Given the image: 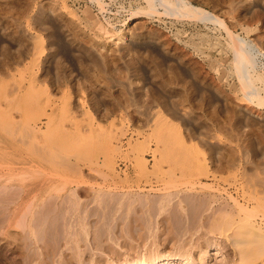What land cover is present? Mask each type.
Returning a JSON list of instances; mask_svg holds the SVG:
<instances>
[{
  "label": "rangeland",
  "instance_id": "rangeland-1",
  "mask_svg": "<svg viewBox=\"0 0 264 264\" xmlns=\"http://www.w3.org/2000/svg\"><path fill=\"white\" fill-rule=\"evenodd\" d=\"M154 2L0 0V264H264V0Z\"/></svg>",
  "mask_w": 264,
  "mask_h": 264
},
{
  "label": "bare ground",
  "instance_id": "bare-ground-1",
  "mask_svg": "<svg viewBox=\"0 0 264 264\" xmlns=\"http://www.w3.org/2000/svg\"><path fill=\"white\" fill-rule=\"evenodd\" d=\"M158 1V0H157ZM160 2H161V4L163 3V4H165V5H168V7H169V9H174V6H173V2L174 3H176L177 5H178V7H176L177 9H179V8H182L183 10L182 11H179V12H183V14L184 13H188L189 15H190V13H191V11H195V12H197V14H194V17L195 18H197V17H201L202 18V20H203V18H207L208 20H216L217 22H219V23H222V21L218 18V16H216V15H213V14H211L210 12H208V11H206V10H204V9H201V8H197V7H195V6H193V4L191 5L189 2H187V0H172L173 2L171 3L170 1H168V0H159ZM148 2L150 3V5L152 6V4H153V2H154V0H148ZM155 3V2H154ZM157 4V3H156ZM176 4H174V5H176ZM184 7V8H183ZM155 8H156V6H155ZM151 9V8H150ZM153 9H154V7H153ZM152 9V10H153ZM187 9V10H186ZM191 11H190V10ZM155 10V9H154ZM181 10V9H180ZM189 10V11H188ZM174 12V11H173ZM190 12V13H189ZM181 15H183L182 13H180ZM188 14H185V15H188ZM192 15V14H191ZM193 17V16H192ZM227 28V27H226ZM222 29H223V27H222ZM228 30V29H227ZM229 31V30H228ZM229 33H231V36H233L234 37V39H235V43H234V51H235V58L238 60V62L240 63L241 62V64L243 65H248L249 64V66H250V64H251V66H253L252 64H253V62L255 61H253V56H252V54L248 51V49H247V47L245 46L246 44L244 43V41H243V39H241L239 36H236V35H232V32H230L229 31ZM233 47V46H232ZM264 62V61H263ZM238 66H239V64H238ZM244 66H242V68H243ZM246 67H248V66H246ZM245 67V68H246ZM239 68H240V66H239ZM251 68V67H250ZM250 68H248L247 70L249 71V69ZM261 69V68H260ZM242 70V69H241ZM247 71V72H248ZM245 72H246V70H245ZM246 72V73H247ZM245 77L244 78H248V76H247V74H243ZM248 81H249V79H248ZM251 82V81H250ZM246 84H248V83H246ZM251 86L253 85L252 83L250 84ZM248 86V85H247ZM253 88H254V92L253 93H255V90H256V87H255V85H253L252 86ZM252 87H250V88H252ZM251 90V89H250ZM252 92H250V93H252ZM254 95V94H253ZM261 99V98H260ZM261 100H263L264 101V99L262 98ZM209 176V175H208ZM217 177V176H216ZM195 183V182H194ZM202 186V185H201ZM144 188H146V187H144ZM143 188V189H144ZM202 188H206V187H202ZM142 189V190H143ZM199 190V189H198ZM133 192V191H132ZM140 192V191H139ZM198 193V192H197ZM196 193V194H197ZM204 193H206V192H204ZM108 194V193H107ZM131 194V193H130ZM202 194V193H201ZM183 195V194H182ZM216 195V194H215ZM125 196V195H124ZM172 196V195H171ZM175 195H173V197H174ZM198 196V195H197ZM169 197V196H168ZM199 197V196H198ZM78 198V197H77ZM119 198H120V196H119ZM179 198H180V196H179ZM192 198V197H191ZM196 198V197H195ZM95 199V198H94ZM108 199V198H107ZM110 200V199H109ZM139 200V199H138ZM150 200V199H149ZM177 200V199H176ZM209 200V199H208ZM218 200V199H217ZM70 201V200H69ZM84 201V200H83ZM185 201V200H184ZM215 201V200H214ZM85 202H86V200H85ZM190 202V201H189ZM210 202V201H209ZM109 203V202H108ZM153 203V202H152ZM62 204V203H61ZM93 204V203H92ZM151 204V203H150ZM198 204V203H197ZM196 204V205H197ZM93 205H95V204H93ZM98 205V204H97ZM129 205V204H128ZM64 206H65V204H64ZM74 206V205H73ZM87 206V205H86ZM137 206V205H136ZM135 206V207H136ZM156 206V205H155ZM188 206V205H187ZM227 206V205H226ZM238 206V205H237ZM84 207V206H83ZM205 207V206H204ZM54 208H56V207H54ZM73 208V207H72ZM80 208V207H79ZM113 208V207H112ZM124 208V207H123ZM137 208V207H136ZM211 208H212V206H211ZM237 208V207H236ZM52 209V208H51ZM78 209V208H77ZM106 209V208H105ZM153 209V208H152ZM175 209V208H174ZM57 210V209H56ZM60 210V209H59ZM66 210V209H65ZM70 210H71V208H70ZM126 210V209H125ZM147 210V209H146ZM182 210V209H181ZM193 210V209H192ZM197 210V209H196ZM203 210H204V208H203ZM7 211V210H6ZM58 211V210H57ZM64 211V210H63ZM177 211V210H176ZM186 211V210H185ZM211 211V210H210ZM234 211V210H233ZM247 211V210H246ZM248 211H250V210H248ZM28 212V211H27ZM49 212H51V211H49ZM53 212V211H52ZM66 212V211H65ZM104 212V211H103ZM138 212V211H137ZM193 212V211H192ZM212 212V211H211ZM215 212H217V211H215ZM214 212V213H215ZM220 212V211H219ZM242 212V211H241ZM6 213V212H5ZM124 213V212H123ZM128 213V212H127ZM165 213V212H164ZM172 213V212H171ZM175 213V212H174ZM191 213V212H190ZM38 214V213H37ZM55 214V213H54ZM61 214V213H60ZM98 214V213H97ZM130 214V213H129ZM201 214H203V213H201ZM87 215H89V214H87ZM86 215V216H87ZM91 215V214H90ZM118 215V214H117ZM116 215V216H117ZM124 215V214H123ZM140 215V214H139ZM146 215V214H145ZM151 215V214H150ZM204 215V214H203ZM212 215V214H211ZM247 215H248V213H247ZM64 216V215H63ZM73 216V215H72ZM81 216V215H80ZM97 216V215H96ZM104 216V215H103ZM154 216H156V215H154ZM169 216V215H168ZM196 216V215H195ZM199 216V215H198ZM35 217H36V215H35ZM45 217H47V216H45ZM90 217V216H89ZM99 217V216H98ZM185 217V216H184ZM197 217V216H196ZM251 217V216H250ZM249 217V218H250ZM40 219H41V217H39ZM71 218H73V217H71ZM82 218V217H81ZM115 218V217H114ZM128 218V217H127ZM151 218V217H150ZM193 218V217H192ZM206 218H207V215H206ZM29 219V218H28ZM52 219V218H51ZM77 219V218H76ZM119 219V218H118ZM117 219V220H118ZM124 219H125V217H124ZM171 219V218H170ZM175 219V218H174ZM180 219V218H179ZM191 219V218H190ZM195 219V218H194ZM53 220V219H52ZM59 220V219H58ZM112 220H114V219H112ZM159 220V219H158ZM172 220H173V218H172ZM180 220H182V219H180ZM179 220V221H180ZM38 221V220H37ZM49 221V220H48ZM64 221V220H63ZM80 221V220H79ZM86 221V222H85ZM111 221V220H110ZM115 221V220H114ZM147 221H148V219H147ZM179 221H177V222H179ZM209 221V220H208ZM261 221H262V219H261ZM32 222V221H31ZM35 222V221H34ZM42 222V221H41ZM55 222V221H54ZM69 222H70V220H69ZM74 222V221H73ZM78 222V221H77ZM83 222V221H82ZM106 222V221H105ZM118 222V221H117ZM153 222V221H152ZM172 222V221H171ZM205 222V221H204ZM33 223V222H32ZM40 223V222H39ZM57 223V222H56ZM112 223V222H111ZM126 223H128V221L126 222ZM182 223V222H181ZM195 223V222H194ZM197 223V222H196ZM257 223V222H256ZM264 223V222H263ZM45 224V223H44ZM46 224H47V222H46ZM68 224V223H67ZM130 224V223H129ZM128 224V225H129ZM160 224V223H159ZM179 224V223H178ZM258 224V223H257ZM261 224V223H260ZM25 225V224H24ZM35 225V224H34ZM86 225H89V226H87V228H86ZM99 225V224H98ZM124 225V224H123ZM134 225V224H133ZM161 225H162V223H161ZM160 225V226H161ZM174 225V224H173ZM38 226H40V225H38ZM96 226H97V224H96ZM95 226V227H96ZM100 226V225H99ZM145 226V225H144ZM159 226V227H160ZM172 226V225H171ZM185 226V225H184ZM196 226V225H195ZM206 226V225H205ZM22 227V226H21ZM36 227V226H35ZM59 227V226H58ZM67 227V226H66ZM73 227H74V224H73ZM82 229H83V232H82V236H81V239H79V240H77V236H76V239H75V242H76V247H78V246H80L81 244H82V242L84 243V245H83V247L85 246L86 248L85 249H87V251L88 250H91V249H93V248H89L90 247V245H91V240L89 239V243L88 242H86V239H87V237H88V235L91 233L90 232V230H91V228H90V220H88V218H86V220H84V222L82 223ZM123 227V226H122ZM190 227V226H189ZM256 227V226H255ZM25 228V227H24ZM42 228V227H41ZM47 228H48V226H47ZM46 228V229H47ZM52 229H55V228H53V227H51ZM62 228V227H61ZM93 228V227H92ZM104 228V227H103ZM150 228V227H149ZM184 228V227H183ZM198 228V227H197ZM263 228V227H262ZM39 229V228H38ZM50 229V228H49ZM48 229V230H49ZM76 229V228H75ZM98 229V228H97ZM125 229H126V227H125ZM146 229H147V227H146ZM153 229V228H152ZM193 229V228H192ZM62 230V229H61ZM71 230H72V228H71ZM77 230V229H76ZM105 230V229H104ZM114 230V229H113ZM35 231V230H34ZM37 231V230H36ZM51 231H53V230H51ZM60 231V230H59ZM66 231V230H65ZM107 231V230H106ZM124 231V230H123ZM45 232V231H44ZM73 232V231H72ZM79 232V231H78ZM35 233V232H34ZM68 233V232H67ZM76 233V232H75ZM125 233V232H124ZM182 233V232H181ZM186 233V232H185ZM25 234H27L26 232H25ZM40 234V233H39ZM73 234H74V232H73ZM102 234V233H101ZM189 234V233H188ZM41 235H43V234H41ZM56 235H57V233H56ZM77 235V234H76ZM155 235V234H154ZM163 235V234H162ZM177 235V234H176ZM36 236V235H35ZM68 236V235H67ZM70 236V235H69ZM72 236V235H71ZM192 236V235H191ZM203 236V235H202ZM47 237V236H46ZM48 237H49V235H48ZM50 237H51V235H50ZM54 237V236H53ZM97 237V236H96ZM115 237V236H114ZM119 237V236H118ZM180 237V236H179ZM194 237V236H193ZM205 237V236H204ZM41 238V237H40ZM52 238V237H51ZM58 238V237H57ZM68 239H64V241L63 240H61L60 238V240H58L57 241V243L56 244H58V247L59 248H63V246L64 245H67V244H69L71 241H70V239H69V237H67ZM99 238V237H98ZM112 238V237H111ZM179 239V238H178ZM28 240V239H27ZM38 240V239H37ZM49 240V239H48ZM73 240V239H72ZM30 241V240H29ZM52 241V240H51ZM180 241V240H179ZM155 242V241H154ZM182 242V241H181ZM42 243V242H41ZM73 243V242H72ZM71 243V244H72ZM159 243V242H158ZM170 243V242H169ZM194 243V242H193ZM23 244V243H22ZM163 244V243H162ZM179 244H181V243H179ZM32 245V244H31ZM43 245V244H42ZM45 245V244H44ZM47 245H49V244H47ZM47 245H46V247H47ZM129 245V244H128ZM22 246V245H21ZM36 246V245H35ZM51 246V245H50ZM219 246V245H218ZM43 247V246H42ZM192 247V246H191ZM17 248V247H16ZM36 248V247H35ZM75 248V247H74ZM145 248V247H144ZM207 248V247H206ZM23 249H24V247H23ZM33 249V248H32ZM45 249V248H44ZM43 249V250H44ZM51 249H52V246H51ZM54 249V248H53ZM58 249V248H57ZM64 249V248H63ZM79 249V248H78ZM85 249L83 250L84 252H85ZM95 249V248H94ZM99 249V248H98ZM208 249V248H207ZM219 249V248H218ZM19 250H20V248H19ZM48 250V249H47ZM161 250V249H160ZM78 251V250H77ZM80 251V250H79ZM146 251V250H145ZM157 251V250H156ZM192 251V250H191ZM198 251V250H197ZM219 251V250H218ZM221 251V250H220ZM38 252H40V251H38ZM44 252V251H43ZM49 253H50V251H48ZM57 252V251H56ZM34 253H36V252H34ZM159 253V252H158ZM162 253V252H161ZM22 254H23V252H22ZM50 254H52V252L50 253ZM72 254H74V253H72ZM79 255V254H78ZM81 255V254H80ZM211 255V254H210ZM22 256V255H21ZM34 256V255H33ZM38 256H41V255H38ZM67 256V255H66ZM71 256V255H70ZM74 256V255H73ZM137 256V255H136ZM26 257H28V256H26ZM44 257V256H43ZM81 257V256H80ZM148 257V256H147ZM194 257H196L195 255H194ZM39 258V257H38ZM45 258V257H44ZM63 258V257H62ZM193 258V257H192ZM208 258V257H207ZM60 259V258H59ZM76 259V258H75ZM81 259V258H80ZM87 259V258H86ZM96 259V258H95ZM94 259V260H95ZM149 259V258H148ZM40 260V259H39ZM99 260V259H98ZM157 260V259H156ZM178 260H180V262L179 263H181V264H185V263H187V261L186 262H184V258L183 259H181V257L180 256H178V254H164L163 255V257H162V259H160V260H158V261H155L154 263H148L145 259L144 260H142L140 263L139 262H135V263H129V264H172V263H175V261H176V263H177V261ZM37 261V260H36ZM35 261V262H36ZM45 261V260H44ZM43 261V262H44ZM57 261V260H56ZM101 261V260H100ZM27 262H29V260L27 261ZM51 262V261H50ZM71 261L69 260V263H70ZM82 262V261H81ZM97 262V261H96ZM134 262V261H133ZM45 263V262H44ZM99 263V262H98ZM178 263V264H179ZM190 263V262H189ZM64 264H65V261H64ZM84 264V263H83ZM93 264V263H92ZM122 264V263H121ZM201 264V263H200ZM231 264H232V262H231Z\"/></svg>",
  "mask_w": 264,
  "mask_h": 264
}]
</instances>
